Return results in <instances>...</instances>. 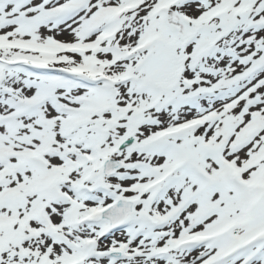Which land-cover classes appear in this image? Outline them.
I'll return each mask as SVG.
<instances>
[{"label":"snow or ice","instance_id":"obj_1","mask_svg":"<svg viewBox=\"0 0 264 264\" xmlns=\"http://www.w3.org/2000/svg\"><path fill=\"white\" fill-rule=\"evenodd\" d=\"M0 264H264V0H0Z\"/></svg>","mask_w":264,"mask_h":264}]
</instances>
